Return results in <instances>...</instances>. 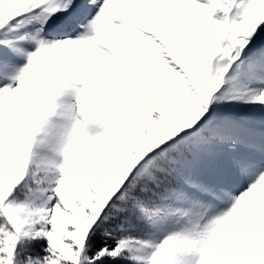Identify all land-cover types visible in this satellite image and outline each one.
<instances>
[{
  "label": "snow or ice",
  "instance_id": "1",
  "mask_svg": "<svg viewBox=\"0 0 264 264\" xmlns=\"http://www.w3.org/2000/svg\"><path fill=\"white\" fill-rule=\"evenodd\" d=\"M0 264H264V0H0Z\"/></svg>",
  "mask_w": 264,
  "mask_h": 264
}]
</instances>
